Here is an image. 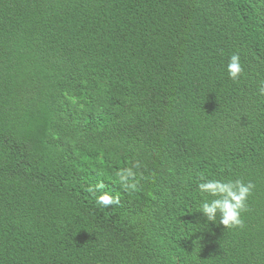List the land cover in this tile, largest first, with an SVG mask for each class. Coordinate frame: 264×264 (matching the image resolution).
Returning <instances> with one entry per match:
<instances>
[{
    "label": "trees",
    "instance_id": "trees-1",
    "mask_svg": "<svg viewBox=\"0 0 264 264\" xmlns=\"http://www.w3.org/2000/svg\"><path fill=\"white\" fill-rule=\"evenodd\" d=\"M261 88L264 0H0V264H264ZM201 175L254 184L243 227Z\"/></svg>",
    "mask_w": 264,
    "mask_h": 264
},
{
    "label": "clouds",
    "instance_id": "clouds-1",
    "mask_svg": "<svg viewBox=\"0 0 264 264\" xmlns=\"http://www.w3.org/2000/svg\"><path fill=\"white\" fill-rule=\"evenodd\" d=\"M226 71L231 80L237 81L240 78L243 67L239 53L229 57ZM261 93H264V88H261ZM141 167V162L135 161L131 166L118 170V181L125 190L137 188L136 177ZM105 187L103 182H99L89 189L95 197L96 205L104 208L118 205L119 196L104 191ZM254 187L252 182L245 183L238 178L206 179L201 175L197 184L201 197L197 211L202 213L206 222L219 223L226 229L243 227L242 213L247 211V201Z\"/></svg>",
    "mask_w": 264,
    "mask_h": 264
}]
</instances>
